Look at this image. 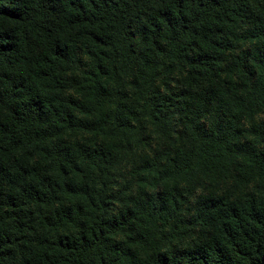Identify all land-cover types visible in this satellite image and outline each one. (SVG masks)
Returning <instances> with one entry per match:
<instances>
[{
	"label": "trees",
	"instance_id": "trees-1",
	"mask_svg": "<svg viewBox=\"0 0 264 264\" xmlns=\"http://www.w3.org/2000/svg\"><path fill=\"white\" fill-rule=\"evenodd\" d=\"M0 264H264V0H0Z\"/></svg>",
	"mask_w": 264,
	"mask_h": 264
}]
</instances>
